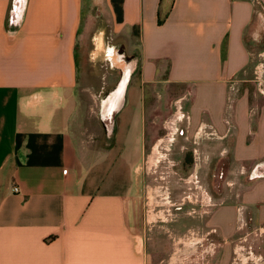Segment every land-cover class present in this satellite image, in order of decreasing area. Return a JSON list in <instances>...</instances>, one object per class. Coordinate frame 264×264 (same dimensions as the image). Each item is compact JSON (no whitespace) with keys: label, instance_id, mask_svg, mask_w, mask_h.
<instances>
[{"label":"crops","instance_id":"crops-1","mask_svg":"<svg viewBox=\"0 0 264 264\" xmlns=\"http://www.w3.org/2000/svg\"><path fill=\"white\" fill-rule=\"evenodd\" d=\"M11 1L0 0V264H154L140 181L168 132L192 157L186 172L222 176L205 220L216 264L264 261L233 244L249 223L264 234V66L249 46L264 44V0H25L16 27ZM78 45L131 68L99 150L74 138ZM159 87L176 90L160 120L147 104Z\"/></svg>","mask_w":264,"mask_h":264},{"label":"rangeland","instance_id":"rangeland-1","mask_svg":"<svg viewBox=\"0 0 264 264\" xmlns=\"http://www.w3.org/2000/svg\"><path fill=\"white\" fill-rule=\"evenodd\" d=\"M258 41H264V31L259 35ZM249 46L255 63L264 66V44ZM93 53L94 45H78V131L74 133V138L78 147H94L99 150L111 142L112 134H108V129L114 124V119L112 122L100 119V102L116 85L123 70L128 66L129 59L119 52L109 56L110 59L114 57L113 62H110L104 53ZM247 86L252 88L251 83H247ZM150 91H147V104L152 108L148 117L158 120L167 118L174 111L172 102L176 96L173 92L176 90L159 87L154 94ZM162 133L163 131L159 134ZM167 136L169 132L164 138L166 142H163V139L159 142L161 148H157L160 156L156 163L150 165L153 153L148 158L150 168L142 173L140 181L138 207L145 220L148 217L151 222L148 224L147 234L152 238L149 243H152L155 252L154 264H216L220 256L221 241L217 236L210 235V226L206 225L205 220L217 203L214 197L216 194L213 192L216 188L220 189L222 176L218 172L205 175L197 169L196 172H190V166L186 172L187 168H183L182 163L191 161L192 157L190 159L188 153L184 158L176 156L179 141L168 143ZM216 163L217 159H214L213 165ZM244 230L252 235L246 240L236 237L234 246L243 248L241 254L252 251L255 255L261 254L263 258L264 234H261V237L259 229L252 223L247 224ZM214 248L217 250L213 257L205 253ZM235 258L233 255L232 262ZM236 263L239 264L238 261ZM247 264H264V261Z\"/></svg>","mask_w":264,"mask_h":264},{"label":"water","instance_id":"water-1","mask_svg":"<svg viewBox=\"0 0 264 264\" xmlns=\"http://www.w3.org/2000/svg\"><path fill=\"white\" fill-rule=\"evenodd\" d=\"M25 0H12L9 11V24L11 27H16L22 17V11ZM131 77V68L125 67L120 79L116 85L107 93L100 102V119L105 122H112L115 115L120 111L124 104L125 93ZM112 129L109 128V135L112 134ZM256 176V175H255ZM254 176V177H255Z\"/></svg>","mask_w":264,"mask_h":264},{"label":"flooded vegetation","instance_id":"flooded-vegetation-1","mask_svg":"<svg viewBox=\"0 0 264 264\" xmlns=\"http://www.w3.org/2000/svg\"><path fill=\"white\" fill-rule=\"evenodd\" d=\"M106 56V55H105ZM116 57V56H115ZM106 58L110 61V62H113V59H114V57H112V59H110V57L109 56H106ZM192 155V154H191Z\"/></svg>","mask_w":264,"mask_h":264},{"label":"built area","instance_id":"built-area-1","mask_svg":"<svg viewBox=\"0 0 264 264\" xmlns=\"http://www.w3.org/2000/svg\"><path fill=\"white\" fill-rule=\"evenodd\" d=\"M14 192H18V189L17 188H14ZM235 264V263H234Z\"/></svg>","mask_w":264,"mask_h":264},{"label":"trees","instance_id":"trees-1","mask_svg":"<svg viewBox=\"0 0 264 264\" xmlns=\"http://www.w3.org/2000/svg\"><path fill=\"white\" fill-rule=\"evenodd\" d=\"M161 23V20H158V24H160Z\"/></svg>","mask_w":264,"mask_h":264}]
</instances>
